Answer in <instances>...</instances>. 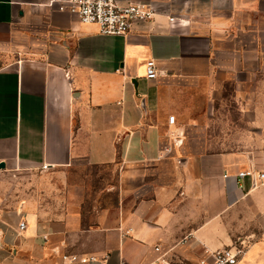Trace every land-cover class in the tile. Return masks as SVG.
<instances>
[{"label": "crops", "instance_id": "crops-1", "mask_svg": "<svg viewBox=\"0 0 264 264\" xmlns=\"http://www.w3.org/2000/svg\"><path fill=\"white\" fill-rule=\"evenodd\" d=\"M51 1L0 0V264H264V152L225 144L264 141V0H119L176 16L123 37Z\"/></svg>", "mask_w": 264, "mask_h": 264}, {"label": "built area", "instance_id": "built-area-1", "mask_svg": "<svg viewBox=\"0 0 264 264\" xmlns=\"http://www.w3.org/2000/svg\"><path fill=\"white\" fill-rule=\"evenodd\" d=\"M51 6H57L59 11L68 12L75 16L80 23L86 25H97L100 33L109 36H127L138 24H151L157 16L168 15L170 21H175L176 16L169 14V9L156 6L129 3L123 5L119 0H53ZM160 75L155 60L146 62V77L149 80H155ZM176 118L169 117V124L173 125ZM247 176L257 177L261 185H264V172L257 175L251 172H240L238 177ZM25 223L20 224L24 229ZM186 243V240L181 242ZM155 250L160 252V247ZM247 247L243 244H236L225 247L214 252H206V255L199 259L197 264H240ZM165 255L159 256L154 261L145 264H171L165 260ZM63 260L68 262L80 261L82 263L96 262L97 258L91 256L86 259H79L77 256H63Z\"/></svg>", "mask_w": 264, "mask_h": 264}, {"label": "rangeland", "instance_id": "rangeland-1", "mask_svg": "<svg viewBox=\"0 0 264 264\" xmlns=\"http://www.w3.org/2000/svg\"><path fill=\"white\" fill-rule=\"evenodd\" d=\"M225 99H227L226 101L220 103L219 108L216 110V113L218 116L220 117H227V118H231L233 120L238 121L241 119V121L243 120V115L242 113L237 110L234 106H233V99L229 96H227ZM256 102L258 104V107L255 108V110H252L250 112V110H242V112H248V113H255L254 117H256L258 119L259 122H262L264 125V80H262L261 84L258 87V91L256 93ZM241 115V117H240ZM234 122V121H233ZM234 122V123H235ZM244 121L241 122V128H242V132L245 131L247 124L244 125L243 124ZM231 127H233L231 125ZM237 127V125H236ZM239 127V126H238ZM225 144H227L228 148H242V149H255L258 148L259 152H264V141L257 139V140H247V141H230V142H226ZM263 162H264V157L262 156L260 158ZM10 178H7V181H9Z\"/></svg>", "mask_w": 264, "mask_h": 264}, {"label": "water", "instance_id": "water-1", "mask_svg": "<svg viewBox=\"0 0 264 264\" xmlns=\"http://www.w3.org/2000/svg\"><path fill=\"white\" fill-rule=\"evenodd\" d=\"M5 167V164H0V168H4Z\"/></svg>", "mask_w": 264, "mask_h": 264}]
</instances>
